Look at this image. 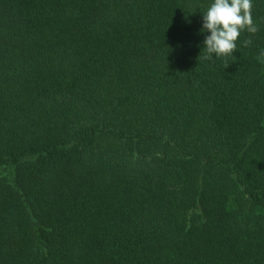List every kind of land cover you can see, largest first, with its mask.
Segmentation results:
<instances>
[{"label":"trees","instance_id":"trees-1","mask_svg":"<svg viewBox=\"0 0 264 264\" xmlns=\"http://www.w3.org/2000/svg\"><path fill=\"white\" fill-rule=\"evenodd\" d=\"M211 0H0V264H264V0L205 59Z\"/></svg>","mask_w":264,"mask_h":264},{"label":"clouds","instance_id":"clouds-1","mask_svg":"<svg viewBox=\"0 0 264 264\" xmlns=\"http://www.w3.org/2000/svg\"><path fill=\"white\" fill-rule=\"evenodd\" d=\"M253 0H211L202 11L203 51L205 59L234 56L243 32L250 34L241 41L244 47L252 44L251 37L259 31L252 15ZM257 61L264 63V50H258Z\"/></svg>","mask_w":264,"mask_h":264}]
</instances>
